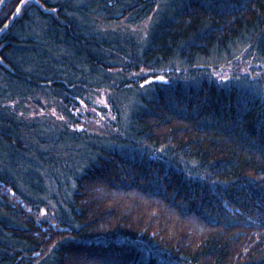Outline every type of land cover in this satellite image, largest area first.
I'll list each match as a JSON object with an SVG mask.
<instances>
[{"label":"trees","instance_id":"1","mask_svg":"<svg viewBox=\"0 0 264 264\" xmlns=\"http://www.w3.org/2000/svg\"><path fill=\"white\" fill-rule=\"evenodd\" d=\"M249 60L264 0H3L0 264H264Z\"/></svg>","mask_w":264,"mask_h":264},{"label":"rangeland","instance_id":"2","mask_svg":"<svg viewBox=\"0 0 264 264\" xmlns=\"http://www.w3.org/2000/svg\"><path fill=\"white\" fill-rule=\"evenodd\" d=\"M3 0H0V4L2 3ZM236 62V61H235ZM233 63L231 66L227 68H222L223 73L220 75L222 78H230L232 76H235L236 73H241L245 75H249L250 77L253 76H261L262 78L264 77V65L258 64L254 60H249V64L247 66H239L238 63Z\"/></svg>","mask_w":264,"mask_h":264},{"label":"water","instance_id":"3","mask_svg":"<svg viewBox=\"0 0 264 264\" xmlns=\"http://www.w3.org/2000/svg\"><path fill=\"white\" fill-rule=\"evenodd\" d=\"M13 18H14V17H13ZM13 18H12V19H13ZM12 19H11V20H12ZM9 23H10V22H9ZM9 23L7 24V26L9 25Z\"/></svg>","mask_w":264,"mask_h":264}]
</instances>
